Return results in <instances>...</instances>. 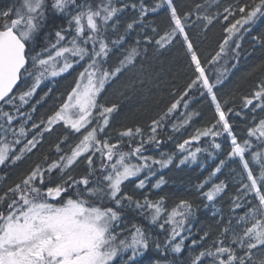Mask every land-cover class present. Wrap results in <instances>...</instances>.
<instances>
[{"label":"snow or ice","instance_id":"1","mask_svg":"<svg viewBox=\"0 0 264 264\" xmlns=\"http://www.w3.org/2000/svg\"><path fill=\"white\" fill-rule=\"evenodd\" d=\"M129 10L133 15L125 20ZM161 10L167 13L168 24L158 31L146 17ZM221 17L228 22L224 35L214 55L202 63L189 29H207ZM57 19L64 23L53 31L51 24ZM258 21L264 22V0H234L215 14H207L201 3L179 12L174 0H19V6L0 10V166H15L32 154L54 126L67 133L54 145L52 156L45 155L19 182L0 191V264H144L141 258L150 249L166 256L182 255L185 248L188 255L179 264H264V116H258L264 113V80L241 98L239 110L229 107L228 101L222 104L214 91L226 78L229 61L238 62L244 34ZM138 27L141 31L151 27L154 35L146 34L144 40L157 50L181 42L194 65V78L150 124L114 129L111 121L119 105L106 104L101 97L107 86L135 66L138 48L125 44ZM253 40L264 46V36ZM76 67L81 70L58 107L34 122L36 104L51 92L31 104L41 85ZM193 89L210 97L214 122L176 144L184 155L175 166L196 163L202 149L189 150L192 142L211 138L210 148L218 151L222 144L216 138L225 136L230 140L227 159L238 158L243 169L232 201L234 215L206 247L201 242L209 236L207 231L185 244L191 234L187 225L195 214L189 199L168 207L163 196L150 199L145 191L149 185L160 189L167 183L160 173L174 164L176 153L160 152L159 158L152 153L166 142L160 133L172 115L181 104L188 108L186 97ZM26 105L30 111H21ZM184 115L181 124L172 125L173 131L191 120L192 114ZM241 115L251 117L245 137H238L230 122ZM257 146L261 150L253 151ZM225 164L221 160L196 186L209 203L227 188L221 181L204 190ZM78 168L82 171L76 174ZM153 177H158L155 183ZM129 185L131 191L126 190ZM128 212L141 216L148 226L129 224ZM153 228L163 233V239L153 238ZM153 264L162 262L154 259Z\"/></svg>","mask_w":264,"mask_h":264},{"label":"trees","instance_id":"2","mask_svg":"<svg viewBox=\"0 0 264 264\" xmlns=\"http://www.w3.org/2000/svg\"><path fill=\"white\" fill-rule=\"evenodd\" d=\"M146 2L151 3L152 0H146ZM174 2L179 12L192 9L195 4L201 3L205 4L207 14H215L218 10L223 13V8L233 3L234 0H219L218 5L215 0H208V3H205V0H174ZM12 5L19 6V0H0V10ZM132 15L133 13L129 10L126 12L124 19L130 20ZM146 22L152 27H157L158 31H162L168 24L167 13L164 10L156 14L150 13L146 17ZM63 23L62 19L55 20L51 24L52 30L54 31L56 26ZM227 23L221 17L219 21H214L212 25H209L207 29L196 27L189 29L190 39L202 63L211 55H214L218 49V43L224 35L223 27ZM146 34L149 36L154 35L151 27H146L143 31L138 27L127 36L125 48L135 46L139 51L136 64L124 72L119 79L107 86L106 91L102 94V102L119 105V111L114 114L111 121L114 129L150 124L151 120L166 110L175 99H179L185 90L186 84L194 78V65L191 64L181 42L177 41L167 49L157 50L154 43L149 44L144 40ZM254 36H264V22L258 21L250 33L244 34V38L240 41L241 49L238 62L236 60L229 61L227 65L229 71L226 73V78L214 90L222 104L224 101H228V106L235 107L236 110L240 108L241 98L249 95L256 84L260 80H264V46L256 43L253 40ZM137 40L140 41L138 45ZM120 51L122 52L123 49ZM118 55L119 52L113 56L110 62L115 63ZM232 64H235L236 67L232 68ZM80 70V67H76L70 70L69 73L45 81L41 85L36 96L30 102L31 104H35L36 100L40 99L49 89H51V92L45 100L40 104H36V111L31 113L34 122L39 123L41 119H46L58 107L70 90ZM186 100L188 108L185 109L181 104L176 110L170 118V122L160 133L161 139L166 142L155 153H152L157 158H159L160 152L176 153L174 164L160 173L167 183L160 189H151V185H149V188L145 191L150 199L155 200L163 196L168 207L173 206L180 199H189L194 205L195 214L194 217L190 218V224L187 225L191 234L185 244L190 245L192 239H199L207 231L209 236L201 242L202 246L206 247L215 238L223 223H226L228 218L234 215L232 201L237 195V189L240 187L243 169L238 158L234 160L227 159L226 153L230 151V140L225 136L216 138V142L222 144V149L218 151L210 148L211 138H201L200 141L192 142L188 146L189 150L194 151L197 147L202 149L198 154L196 163L175 166L184 155L176 149V144L190 139L197 129H202L214 122L215 111L210 97L201 96L199 92L193 89ZM5 110H8L7 106ZM21 111L29 112L30 108L26 105ZM185 113L192 114L191 120L180 127L179 131H173L172 125L181 124L186 119ZM258 116H264V113H258ZM20 119L22 120L23 117ZM250 120V116L245 117L244 115L231 118L230 122L233 123L234 132L238 137L246 136V128L249 126ZM19 122V120L15 121L14 125L18 126ZM31 123L32 121L25 127L31 129ZM33 132L34 130L29 132V139ZM66 134L65 128L59 125L54 126L53 131L44 133L38 149H34L32 154H29L15 166L7 168L0 166V191L19 182L32 166L43 161L45 155L52 156L54 145ZM168 136H172L173 139L168 140ZM203 149H208V151H203ZM257 150H261V148L259 146L253 148V151ZM209 152H212V155H209ZM246 158L250 159V156L246 154ZM221 160L226 161L225 166L220 173L211 178L204 190L221 181L227 185V188L216 201L209 203L196 191V186L209 178L210 173L219 165ZM81 171L82 168H78L76 174ZM157 178L153 177L152 183H155ZM131 189L132 186L129 185L126 190L131 191ZM205 204L208 206L205 207ZM243 211L244 209H236V213L242 214ZM126 220L129 224L136 223L145 227L148 226V222L134 212L126 213ZM151 231L153 238L163 239V233L158 228H153ZM187 255V248H185L182 255L169 252L166 256L150 249L145 257L141 259L144 264H153L154 259H159L162 264L164 261L171 264L174 260L179 264Z\"/></svg>","mask_w":264,"mask_h":264},{"label":"rangeland","instance_id":"3","mask_svg":"<svg viewBox=\"0 0 264 264\" xmlns=\"http://www.w3.org/2000/svg\"><path fill=\"white\" fill-rule=\"evenodd\" d=\"M213 108H214V105H213Z\"/></svg>","mask_w":264,"mask_h":264}]
</instances>
